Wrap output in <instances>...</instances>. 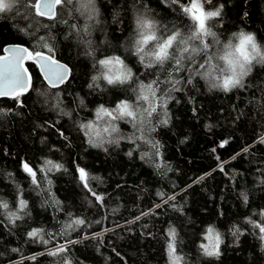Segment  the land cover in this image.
I'll use <instances>...</instances> for the list:
<instances>
[{
  "label": "trees",
  "instance_id": "16d2710c",
  "mask_svg": "<svg viewBox=\"0 0 264 264\" xmlns=\"http://www.w3.org/2000/svg\"><path fill=\"white\" fill-rule=\"evenodd\" d=\"M191 2L63 0L50 18L35 13L33 0H15L0 13L1 53L17 43L71 67L54 88L28 59L31 89L0 99V264H173L170 229L178 264H264V233L255 227L264 223V62L253 61L229 91L211 86L230 74L222 57L229 42L238 44L234 34H252L264 53V0H196L205 15L220 11L206 19L215 36L203 42L190 39L198 22L180 6ZM139 16L156 24L158 37L180 31L190 49L173 53L180 65L140 62ZM112 56L132 69V81L107 83L98 61ZM153 81L149 116L150 104L136 96ZM120 100L133 102L136 119H97L101 105ZM209 226L220 236L218 256L201 247ZM33 229L38 236L28 235Z\"/></svg>",
  "mask_w": 264,
  "mask_h": 264
},
{
  "label": "snow or ice",
  "instance_id": "6c2138e0",
  "mask_svg": "<svg viewBox=\"0 0 264 264\" xmlns=\"http://www.w3.org/2000/svg\"><path fill=\"white\" fill-rule=\"evenodd\" d=\"M14 2L15 0H0V13L11 11ZM62 3L63 0H33L32 8L38 16H49L51 18L55 16V12L53 11L54 8ZM91 3L92 0H88V4L90 5ZM174 3L179 4L180 0H174ZM83 6L87 7L88 5ZM180 6L185 13H192V18L198 22L196 30L190 39H197L203 42L204 36H215L214 32H211L210 29L206 28L205 21L207 18L219 16V9L209 11L205 15L201 10L200 4L197 3L196 0H192L189 5ZM196 12H200V15H195ZM136 31L137 38L135 39L133 46L141 63H145V57L149 58V62L145 64L146 67H152L153 64H163L165 61L175 58L173 53H175L177 49H179L181 53H188L190 51L188 41L182 37L179 30H173L166 36L158 37L156 34V24L144 16L137 17ZM234 36L238 38L239 43L233 45L229 42L226 47L231 50L222 57V59L227 62L228 67L226 71L230 74L224 75L222 79L217 77L212 82L211 86L213 88L219 87L224 91H229L231 88L241 85L242 78L251 70L250 65L252 62H264V53L261 52L260 47L255 42V37L252 34H246L241 31L238 34H234ZM150 45L151 49L146 51V48ZM207 47L208 44H204V48ZM249 47L251 48V51L248 50ZM191 51L194 52L196 49H191ZM49 52H51L50 48ZM237 53H242L243 58L241 59L237 56ZM26 58L35 59L38 62L42 61L41 70L44 72L45 79H47L49 83H52L53 86H55L56 83H63L69 74V69L65 65L52 59L51 56H45L40 52H35V54H33V52H30L25 47L8 48L4 50V55H0V97L11 96L18 99L20 95L28 90L29 79L27 77V69L23 67V61ZM98 63L103 66L104 69H107L102 75L109 85L125 84L133 80L134 73L132 69L129 68L119 56L100 59ZM175 63L176 65H180L181 59L175 58ZM201 67H203V65H201ZM206 75H208V73H206ZM98 78L99 77L94 76L93 80H97ZM154 84H156L155 81L147 86L141 83L140 94L136 96L137 101H144L150 104V108L145 109L149 116L156 110L155 107H151V99L156 97V92L153 88ZM145 88H147L151 95L144 94ZM136 115L137 113L133 107V102L130 100H120L115 108L112 109L106 108L103 105L97 109V119H100L102 116H107L110 118V121H116L126 117L134 120L136 119ZM166 122L167 121H164V123ZM82 127L91 129L92 124L90 122ZM104 131L115 132L117 129L115 126H112L110 129L105 128ZM90 142L92 141L90 140ZM261 142H264V137H262ZM227 143L228 141H222L220 146L223 147ZM213 151H215V149H213ZM245 151H247V149H245ZM46 163L49 165L52 164L51 161H47ZM22 167L25 172L31 175L32 182L34 184L37 183L36 172L33 168L26 162L22 164ZM54 167L59 168L62 167V165H54ZM220 170L223 171L222 165ZM78 171L84 186L88 187L87 181L89 177L85 169L80 168ZM89 191H91V189H89ZM92 194L96 196L97 200L103 199L102 196H98L95 192ZM171 199H175V197H171ZM244 199L246 200L247 197L245 196ZM19 204L20 208H25L27 202L21 199ZM2 206L7 208L8 204L3 203ZM74 223L77 225H83L85 221L82 219H76ZM255 227H258L260 232L264 233V223H255ZM40 231L41 230L39 229H33L28 235L35 237L39 235ZM168 235L172 238L168 244L170 259L173 261V264H178L181 258L175 255V230L170 229ZM206 239L209 240V244L201 245L205 254L208 256H218L219 244L221 241L219 233H216L212 226H209L207 229ZM58 250L63 251L64 249L61 248Z\"/></svg>",
  "mask_w": 264,
  "mask_h": 264
},
{
  "label": "water",
  "instance_id": "95a60500",
  "mask_svg": "<svg viewBox=\"0 0 264 264\" xmlns=\"http://www.w3.org/2000/svg\"><path fill=\"white\" fill-rule=\"evenodd\" d=\"M53 11L56 12V7L54 8ZM13 47H25V48H27V49L31 52V50H30L27 46H25V45L17 44V43H11V44H8V45H6V46L4 47V49H3V53L0 52V55H4V50H5V49L13 48ZM40 53H42V54L45 55V56H51L52 59H54L55 61H58V62H59L60 64H62V65H65V66L69 69V74H68L67 78L64 80V82L70 77V74H71V67H70L67 63L63 62L62 60H60V59H58V58H56V57H54V56H52L51 54H48V53H45V52H40ZM28 59H29V58H26V59L23 61V67H24L25 69H27V77H28V79H29V87H28V90L25 91L24 93H27V92L31 89V87H32V75H31L30 69L28 68V64H27ZM31 60L34 61V62L37 64V66H38L39 69H40V72H41L42 76H43L44 79H45L44 72L41 70V63H42V61L38 62V61L35 60V59H31ZM45 80H46V82L48 83L49 86L54 87V88L59 87V86H61V85L64 83V82H63V83H56L55 86H53V84H52V83H49V81H48L47 79H45ZM24 93H23V94H24ZM2 98H13V97H11V96L0 97V99H2Z\"/></svg>",
  "mask_w": 264,
  "mask_h": 264
},
{
  "label": "clouds",
  "instance_id": "9594fccd",
  "mask_svg": "<svg viewBox=\"0 0 264 264\" xmlns=\"http://www.w3.org/2000/svg\"><path fill=\"white\" fill-rule=\"evenodd\" d=\"M238 43H239V41H238ZM257 45H258V44H257ZM236 55L239 56L241 59L243 58V57H242V53H237Z\"/></svg>",
  "mask_w": 264,
  "mask_h": 264
},
{
  "label": "rangeland",
  "instance_id": "374dc122",
  "mask_svg": "<svg viewBox=\"0 0 264 264\" xmlns=\"http://www.w3.org/2000/svg\"><path fill=\"white\" fill-rule=\"evenodd\" d=\"M249 51H251V48L249 47V49H248Z\"/></svg>",
  "mask_w": 264,
  "mask_h": 264
}]
</instances>
